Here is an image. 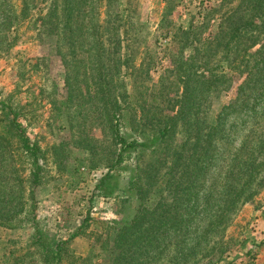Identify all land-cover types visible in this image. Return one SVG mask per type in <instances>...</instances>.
<instances>
[{
	"label": "rangeland",
	"instance_id": "374dc122",
	"mask_svg": "<svg viewBox=\"0 0 264 264\" xmlns=\"http://www.w3.org/2000/svg\"><path fill=\"white\" fill-rule=\"evenodd\" d=\"M50 1L0 0V99L12 94L43 149L35 213L66 242L62 264H264V0H54L48 32ZM186 59L224 78L188 124L115 163L106 101L126 138L150 140L171 123ZM106 173L118 186L108 196L96 187ZM141 205L173 222L148 244L116 246L114 221ZM18 223L0 226V264L38 262Z\"/></svg>",
	"mask_w": 264,
	"mask_h": 264
},
{
	"label": "trees",
	"instance_id": "16d2710c",
	"mask_svg": "<svg viewBox=\"0 0 264 264\" xmlns=\"http://www.w3.org/2000/svg\"><path fill=\"white\" fill-rule=\"evenodd\" d=\"M52 4L54 5L53 10L51 9ZM68 4V2L64 4L66 15L64 26L70 33L74 30L70 15L73 8H68ZM48 6L49 11L46 19L43 18L42 24L48 23L49 32V30L54 29L52 24L55 20L52 21V15L57 6L54 0L50 1ZM83 20L88 24L91 17L87 18L84 15ZM89 26L91 29L94 28L92 23ZM125 32L127 35V31ZM235 36L234 30H232L228 38L233 40ZM95 44L99 49L101 48L99 36L95 37ZM187 61L188 59L181 62L176 69L181 93L176 101L178 105L175 114L167 116L169 117L167 121H171V123L165 121L164 125L159 127L156 134L148 141L139 142L137 139L129 140L126 138L118 126L116 101H106V104L111 105V108H107V110H111L109 120L111 133L114 142L119 145L115 163H121L123 156H129V151L137 147L152 151L151 143L162 139L171 129L173 132V127L178 124V120L188 124L190 119L186 120V116L199 106V96H203L206 91L220 83L224 78L223 73L217 72L216 66L204 63L200 66L201 71H198L194 65H189ZM99 88V93L103 97L108 89L104 83ZM11 95L0 99V226L12 228L18 226L20 221L26 222L32 230L27 246L39 258L36 264H62L63 252L67 249L66 242L55 241L50 238L46 231L41 228L35 213L37 201L34 187L42 181L43 165L41 158L44 157L43 149L37 140H32L28 136L25 125L19 120L21 109L10 102L9 97ZM113 178L115 179V176L112 173H106L96 184L104 196L110 195L114 189L118 188L116 184L111 187L109 182ZM230 188L232 190V187ZM19 215H23L21 219H18L17 216ZM173 218L174 215H169V210H161L156 213L141 205L130 220L114 221L116 226L114 227L115 244L120 247L127 240L130 246L133 244L141 245L142 238H144V244H148L160 232V228L166 222H173ZM135 234V238H140L138 241H133Z\"/></svg>",
	"mask_w": 264,
	"mask_h": 264
}]
</instances>
